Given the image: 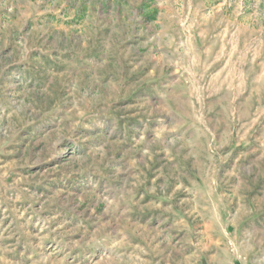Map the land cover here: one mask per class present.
Returning a JSON list of instances; mask_svg holds the SVG:
<instances>
[{
    "label": "rangeland",
    "instance_id": "374dc122",
    "mask_svg": "<svg viewBox=\"0 0 264 264\" xmlns=\"http://www.w3.org/2000/svg\"><path fill=\"white\" fill-rule=\"evenodd\" d=\"M0 264H264V0H0Z\"/></svg>",
    "mask_w": 264,
    "mask_h": 264
},
{
    "label": "crops",
    "instance_id": "0c3cea01",
    "mask_svg": "<svg viewBox=\"0 0 264 264\" xmlns=\"http://www.w3.org/2000/svg\"><path fill=\"white\" fill-rule=\"evenodd\" d=\"M194 37H195V36H194ZM201 40L203 41L202 38H201V39H200V38L198 39V38H196V37H195V38L190 37L189 40H188L187 42L190 43V45L192 46V45H193L192 42L197 43V42H200ZM187 45H188V44H186V47L189 46V45H188V46H187ZM186 51H188V48L186 49Z\"/></svg>",
    "mask_w": 264,
    "mask_h": 264
}]
</instances>
